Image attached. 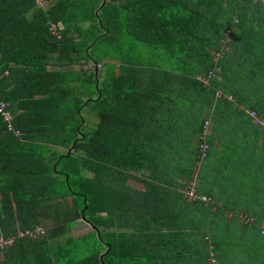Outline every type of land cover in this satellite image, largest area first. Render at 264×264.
Wrapping results in <instances>:
<instances>
[{"label":"trees","instance_id":"16d2710c","mask_svg":"<svg viewBox=\"0 0 264 264\" xmlns=\"http://www.w3.org/2000/svg\"><path fill=\"white\" fill-rule=\"evenodd\" d=\"M0 100V264H261L264 1L0 0Z\"/></svg>","mask_w":264,"mask_h":264},{"label":"crops","instance_id":"0c3cea01","mask_svg":"<svg viewBox=\"0 0 264 264\" xmlns=\"http://www.w3.org/2000/svg\"><path fill=\"white\" fill-rule=\"evenodd\" d=\"M105 0H103V2H104ZM55 32V34L58 32L57 31V29L54 31ZM59 36V35H58ZM114 63H115V71H114V74H117L118 73V66H119V62L118 61H114ZM91 63H88V64H86V65H83L82 67L83 68H86V69H92V67L91 68H89V66L88 65H90ZM57 68V67H56ZM74 86H75V89H76V91L74 92L75 94H77V95H79V96H81V97H85L87 94H83V90L81 89H79L80 88V84L78 83H76V84H74ZM79 87V88H78ZM78 89V90H77ZM226 95H228V94H226ZM229 96H231V95H229ZM19 99H21V100H24L23 98H19ZM21 100L19 101V102H21ZM1 104H3L4 105V109L6 110V112H7V114L9 115V117L7 118V119H5L4 118V116L0 113V116H1V118L3 119V121L6 123V129H7V131H11V132H13L14 133V135H16V136H19L20 135V130L19 129H17L15 126H14V123H13V121H14V117H15V115H16V113L18 112V110L19 111H24V109H22V108H20L19 107V104H21V103H14V104H10L8 101H5V100H0V105ZM208 106V103H207V101H205L204 103H201L200 104V107H201V110H203V113H204V115H205V110H206V107ZM146 110V109H145ZM116 111H114V113H115ZM117 112H118V110H117ZM19 113V112H18ZM189 110L186 112V115H189ZM148 114H149V111H148ZM148 114H146V116H149ZM152 114H153V112L151 113V116H152ZM206 119H210L209 117L208 118H206ZM232 120V119H231ZM252 121H253V119H252ZM157 122V121H156ZM254 122V121H253ZM230 125H232V126H235V127H237L238 125L237 124H230ZM34 143V142H33ZM36 146H38L40 149H44V152H43V154H42V159H41V157H39L38 158V168L41 166V164L42 163H46V162H48V161H50V155L48 154L49 153V151H48V149L46 148V147H48L49 145H47L46 146V144L45 143H43V142H38V143H34ZM50 148L51 149H54L56 152H61V151H63V149H62V147L61 146H56V145H50ZM36 164V163H35ZM40 169V168H39ZM196 176V175H195ZM129 180L130 181H133V183H129ZM128 183L130 184V185H132L133 187H135V188H141V183L140 182H138V181H136V180H134V179H131V178H129L128 179ZM210 198H212L213 199V201H214V197H210ZM220 206V205H219ZM239 212L238 213H240V212H242V211H244V210H242V209H239L238 210ZM249 218H253L254 219V217H252V216H249ZM80 224H86L87 226H89L90 227V229H91V226L88 224V222H86V221H84V220H81V221H78V223H76V224H74V226H73V230H72V234H73V231L75 230V229H77V228H79V225ZM38 226V225H37ZM43 225H39V227H42ZM262 226H264V223L262 224ZM42 228H44V227H42ZM44 230V229H43ZM90 231V230H89ZM21 232H25V231H20L19 232V235H20V233ZM86 232H88V231H86ZM86 232H84V233H86ZM81 234H83V233H81ZM77 236L78 235H74L73 234V236H70V240L71 239H74V238H77ZM34 238V237H33ZM8 239V238H7ZM11 240H12V238H10ZM34 239H44V237H40V238H34ZM67 238H63V237H53V238H49V237H46L44 240H46L47 242H50V243H57V242H63L64 240H66ZM69 240V239H68ZM204 240H207V237H204V238H199V240H198V244H199V247L198 248H201V249H204V243H205V241ZM263 241H264V239H263ZM11 242V241H10ZM9 242V243H10ZM9 243H7V245L9 244ZM4 247V246H3ZM2 247V248H3ZM205 250V249H204ZM167 252L168 253H170V254H172V255H174V256H178V253H176V252H174L173 250L172 251H168L167 250ZM212 255V256H211ZM248 255H249V258H251V257H253V253H248ZM257 255H260L261 256V258H260V261H261V264H264V253L262 252V253H259L258 252V254ZM3 258V251L2 250H0V260ZM179 258V257H178ZM206 260H207V263H205L204 262V264H208V262L210 261V262H212V264H218V261H217V258H216V256H214L213 255V252L211 251L210 252V255H209V257H206ZM178 262L180 263V264H184L183 262H181L180 260H174V261H172V263L171 264H178Z\"/></svg>","mask_w":264,"mask_h":264},{"label":"built area","instance_id":"2783aa9c","mask_svg":"<svg viewBox=\"0 0 264 264\" xmlns=\"http://www.w3.org/2000/svg\"><path fill=\"white\" fill-rule=\"evenodd\" d=\"M261 1H264V0H261ZM214 69L216 70L217 68L214 67L211 70H208L204 75H198L199 81L202 82V84L207 85L209 83V80L214 78V76L216 75ZM220 94H221L220 91H218L216 93V95H218V96ZM224 96L232 99V97L229 96V95L225 94ZM0 113L4 116L5 119H7L9 117V115L6 112V110L4 109V105L3 104L0 105ZM249 113L253 117V121L254 122L260 123L262 125V127H264V120H258V118H257L258 116L256 115V113L253 110H250ZM207 128H208V121H205V124H204V127H203V134L204 135L207 133ZM200 148L202 150V156H204L205 155V148H207V144H205V143L202 144L200 146ZM186 193L192 199L197 197V195L194 192V189L191 186H188V190L186 191ZM200 198L202 200H205V201H208V202L211 200V198H208L207 196H204V195L200 196ZM250 220H252V219L250 218ZM42 231H43L42 229H36V233H42ZM22 234H23V232L20 233V235H22ZM28 234L31 235L30 233H28ZM6 240L7 239H4L3 237H0V248H2L4 245H6Z\"/></svg>","mask_w":264,"mask_h":264},{"label":"rangeland","instance_id":"374dc122","mask_svg":"<svg viewBox=\"0 0 264 264\" xmlns=\"http://www.w3.org/2000/svg\"><path fill=\"white\" fill-rule=\"evenodd\" d=\"M86 25H88V22H87V24ZM133 44H136V48H133V52L135 53V56L136 57H139V55H145V54H148V50L149 49H147L146 48V46H144V47H142V45H139V42L137 41V42H133ZM128 45H132V44H130L129 42H128ZM163 65V67H167V66H165V63H163L162 64ZM89 66V68H93V67H95V64H90V65H88ZM100 68V67H99ZM101 69V68H100ZM86 114L87 115H89V112H86ZM91 120L93 121V118H91ZM208 130V129H207ZM196 173V172H195ZM129 183H133V181H130L129 180ZM197 183H198V178L196 177V176H194V178H193V181L192 182H190L189 183V186H191L193 189L195 188V186L197 185ZM36 229H45V228H42V227H39V226H36L33 230H26L25 232H23V234H28V233H30L31 235H37V234H35L36 233ZM90 230V227L89 226H87L86 224H80L79 225V228H77V229H75L74 231H73V234L74 235H78V234H81V233H84V232H86V231H89ZM0 237H2V235L0 234ZM5 239V238H4ZM254 241H257L259 244H261V245H263V249H262V252L264 253V241H263V238L262 237H260V236H257V237H254V239H253ZM252 240V241H253ZM11 241V239L10 238H8L7 240H6V244L7 243H9Z\"/></svg>","mask_w":264,"mask_h":264},{"label":"clouds","instance_id":"9594fccd","mask_svg":"<svg viewBox=\"0 0 264 264\" xmlns=\"http://www.w3.org/2000/svg\"><path fill=\"white\" fill-rule=\"evenodd\" d=\"M249 112V111H248Z\"/></svg>","mask_w":264,"mask_h":264}]
</instances>
